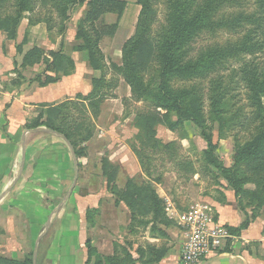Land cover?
I'll return each mask as SVG.
<instances>
[{
    "label": "crops",
    "instance_id": "0c3cea01",
    "mask_svg": "<svg viewBox=\"0 0 264 264\" xmlns=\"http://www.w3.org/2000/svg\"><path fill=\"white\" fill-rule=\"evenodd\" d=\"M120 28L121 25L118 31ZM25 33L28 43L23 46L24 53L35 47L46 52L62 51L75 62V69L59 82L42 86L37 76H43L45 65L22 67L23 55L17 47L24 36L19 32L17 45L2 37L0 80L5 92L0 94V257L16 261L31 259L33 264H96L97 256L112 258L121 254V247L125 246L135 258L139 257L138 249L144 251L137 264H181L183 229L171 218L168 209L184 211L190 205L184 210L179 208L151 182L164 201L167 217L174 222L169 227L161 221L155 222L149 214L140 215L131 210L107 186L100 195L83 190V179H91L93 171H99L106 181L101 163L104 157L119 167L115 182L119 190L125 189L129 179L139 180V175H144L140 160L130 147L132 126V133H138L134 126L138 114L124 108L128 101H133L129 85L112 68L105 72L106 80L114 85L103 91L104 102L95 118L89 101L80 96L92 93V82L102 78V72L90 66L86 52L73 50L78 44L76 37L65 35L64 39V35H56L43 40L37 27L30 31L26 28ZM134 34L133 30L121 39V52ZM66 103L74 104L71 114L77 105L83 108L82 118L76 123H90L95 128L91 140L79 142L78 148L85 150L83 156H77L71 141L63 134L44 126L27 127L45 110ZM113 114L122 119L105 129L100 121L112 118ZM98 141L103 143L101 151L95 149ZM109 200L113 202L111 208L106 205ZM103 202H106L104 206ZM210 206L216 220L233 238L199 264H264L263 235L231 232L229 226L236 227V223L232 221L228 225L230 218L225 211L217 205ZM253 238L260 242L256 247L252 245Z\"/></svg>",
    "mask_w": 264,
    "mask_h": 264
},
{
    "label": "trees",
    "instance_id": "16d2710c",
    "mask_svg": "<svg viewBox=\"0 0 264 264\" xmlns=\"http://www.w3.org/2000/svg\"><path fill=\"white\" fill-rule=\"evenodd\" d=\"M142 6V11L138 19L135 34L124 44L121 55V64L110 63L114 73L129 85L132 98L138 101L144 100L153 103L158 112L138 114L134 120V126L138 130L135 138L137 141L152 144L156 147L159 140L156 138V129L159 125L165 126L172 132L185 130V123H191L200 130V135L208 145L205 151L204 161L211 163V166L220 170L231 188L235 191V196L247 201L248 206L253 208L254 217L256 211L264 210V67L260 64L245 63L241 69V77L247 83L250 98L253 101L254 121L260 124V130L242 145H237L233 155L234 165L232 168H224L217 161L215 151L217 146L213 142L208 119L204 113L203 102L188 90L173 91L168 87L169 79L173 77L191 78L197 72L203 74L213 68L215 63L223 57L238 54L239 52L253 53L256 48L264 50V42H253L250 36L242 38L241 44L229 45L225 48L212 50L201 58L194 61H186L185 56L193 41L204 31L211 30L215 26L211 18L217 11L214 0L199 4L197 0H168L170 10L169 30L156 40L158 50L153 52V41L148 40L150 25L153 22V11L146 0H138ZM88 4L89 11L87 17L78 23L76 39L81 43L73 48L75 52H86L89 57L90 66L94 70L102 72V78L94 79L92 82V93L80 99L89 101L91 112L97 118L104 102L103 91L114 85V82L106 80L105 57L100 48L101 42L106 37H114L120 20L112 25L104 24L102 28L91 31L85 28L87 23L93 20L96 22L103 13L116 14L122 18L126 3L121 0H64L61 3L62 12L66 15L70 6ZM264 6V3H260ZM17 14L5 19L0 18V32H4L6 38L17 41L19 28L26 11H30L31 5L27 0H19L15 3ZM242 17L237 18L239 20ZM234 21V20H233ZM220 23L218 26H228L230 22ZM215 28H219L215 26ZM248 45H246V43ZM27 44L26 37L17 47L18 53L23 55V68L35 65H45V72L38 75L42 86L57 83L62 76L72 74L75 69V62L65 56L63 52L46 51L38 47L32 48L28 52H23V46ZM160 64L159 80L154 85H147L141 75L143 61L150 56ZM50 56V57H49ZM264 64V62H263ZM216 87H222L220 81H215ZM223 93L217 89L211 97V120L219 124L222 128L226 125L222 117L226 108L230 107V101L223 98ZM73 103L62 104L57 107L45 110L37 119L27 125L29 129L46 127L47 129L63 134L75 148L77 156L85 155V150L79 149V142L84 143L94 136L95 128L90 123H76L71 117V106ZM134 148V145H133ZM102 172L107 181V188L115 193L117 200L124 202L131 210L140 215H151L155 222L161 221L166 226L172 227L174 224L166 213L164 201L157 194L156 188L149 182L138 179H129L125 189L119 190L115 184L119 167L110 163L107 157L102 159ZM252 163L251 171L243 168V165ZM247 183L256 185L254 191L245 188ZM248 227V222L241 228H230L235 234H242ZM153 230V229H152ZM264 233V230H263ZM121 254H117L109 259L96 258V264H137L144 256V251L138 249L139 255L135 258L128 247L122 246ZM93 250L90 249V252ZM0 264H33L31 259L25 261L9 260L0 257Z\"/></svg>",
    "mask_w": 264,
    "mask_h": 264
},
{
    "label": "rangeland",
    "instance_id": "374dc122",
    "mask_svg": "<svg viewBox=\"0 0 264 264\" xmlns=\"http://www.w3.org/2000/svg\"><path fill=\"white\" fill-rule=\"evenodd\" d=\"M64 0H27L31 5L30 11H26L19 28L22 37L25 29L37 27L38 34H43V40L46 37H55L65 35L75 36L77 34L78 23L87 17L89 11L88 4L70 6L66 15L62 12L61 3ZM123 1V0H121ZM153 11V22L151 23L148 40L153 41V52L158 50L156 40L161 38L165 31L169 30L170 10L168 0H146ZM199 4L211 0H197ZM219 3L217 11L211 18L215 26L211 30L204 31L192 43L185 56L186 61H194L210 53L212 50L225 48L229 45L241 44L242 38L250 36L253 42H264V0H214ZM126 3L125 12L122 20L118 23L121 25L120 30L114 37H106L101 42L100 48L105 58L106 73L110 72L109 62L121 64V47L124 37L129 36L133 30L136 31L138 19L142 11V6L138 0H124ZM15 3L19 0H0V18L5 19L17 14ZM240 18L237 20V18ZM116 14L103 13L96 22L91 20L85 26L91 31L102 28L104 24H115L119 21ZM234 20V21H233ZM228 26L220 23H227ZM36 30V29H35ZM28 33H25L27 35ZM2 37L6 38L4 32H0V43H3ZM26 36H24L25 38ZM27 39V37H26ZM116 39V40H115ZM7 41L8 40L6 38ZM77 40V39H76ZM17 41H13L17 45ZM79 45L81 42L78 41ZM11 45L13 46L12 42ZM28 43V40H27ZM246 43V42H245ZM61 44V43H60ZM63 44V42H62ZM248 45V43H246ZM54 52L48 50L47 54ZM50 57V56H49ZM154 56L143 61L141 75L147 85H154L158 80L160 64L155 61ZM264 50L256 48L253 53L239 52L236 55L223 57L208 72L199 74L191 78L173 77L169 79L168 87L173 91L188 90L194 96L200 98L203 102L204 113L208 119L210 132L213 136V142L217 146L215 155L217 161L224 168H232L234 165L233 155L237 145L252 139L260 130V124L254 121L253 101L250 98V92L247 83L241 77V69L245 63L260 64L264 67ZM46 68V67H45ZM220 81L222 87L217 88L223 93L225 101H230V107L226 108L223 118L226 125L222 128L219 124L211 120V97L215 93V81ZM3 84L0 85L2 89ZM124 107L127 112H135L140 115L158 112L153 103L141 99L138 101L132 98ZM120 106V105H119ZM121 108V106L119 107ZM109 109V108H108ZM114 110V109H113ZM83 108L79 105L75 107L74 114H71L74 121L82 118ZM126 113V112H125ZM125 115V114H124ZM112 118H106L100 121V124L108 129L115 122L122 119L117 114ZM116 118V120H114ZM114 120V121H113ZM93 123V121H91ZM185 130L172 132L165 126L159 125L156 129V138L159 144L152 147V144L141 143L135 138L138 133L133 134L130 130V147L132 152L141 163V170L144 175H139V180L147 183L155 182L157 189H162L161 194L168 195L176 205L181 209H186L189 205L195 203H207L216 206L225 211L229 217V224L232 221L236 227L241 228L244 223L248 222V227L243 233H261L264 237V210L256 211L254 217L253 208L248 206L247 201L235 196V191L231 188L228 181L222 177L221 171L217 170L211 163L204 161L205 151L208 148L207 143L200 135V130L191 123H185ZM137 129V128H136ZM136 135V136H135ZM95 146V149L101 151L103 143ZM134 145V148H133ZM104 152V151H103ZM100 159V156H98ZM131 165V164H130ZM252 163L243 165L247 171H251ZM99 172V171H98ZM93 171L91 179H83V190L87 194H102L106 189V181L101 178V174ZM256 185L247 183L246 190L254 191ZM111 200H113L111 198ZM103 202L102 205L112 207V201ZM104 208V207H103ZM99 218V217H98ZM101 221V220H100ZM252 239V238H251ZM253 247L259 245V241L253 238ZM258 248H256L257 250Z\"/></svg>",
    "mask_w": 264,
    "mask_h": 264
},
{
    "label": "built area",
    "instance_id": "2783aa9c",
    "mask_svg": "<svg viewBox=\"0 0 264 264\" xmlns=\"http://www.w3.org/2000/svg\"><path fill=\"white\" fill-rule=\"evenodd\" d=\"M0 94L5 85L0 80ZM172 219L183 229L184 243L181 264H199L206 256L217 252L223 243L233 238L229 231L216 220L213 207L206 203L190 205L184 211L169 208Z\"/></svg>",
    "mask_w": 264,
    "mask_h": 264
},
{
    "label": "water",
    "instance_id": "95a60500",
    "mask_svg": "<svg viewBox=\"0 0 264 264\" xmlns=\"http://www.w3.org/2000/svg\"><path fill=\"white\" fill-rule=\"evenodd\" d=\"M64 139H65V138H64ZM67 143H68V142H67ZM68 145H69L71 151H73V153H74V150H73L72 146H71L69 143H68Z\"/></svg>",
    "mask_w": 264,
    "mask_h": 264
}]
</instances>
